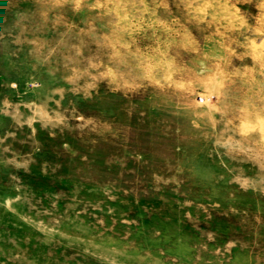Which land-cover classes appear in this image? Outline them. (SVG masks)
<instances>
[{
	"label": "rangeland",
	"instance_id": "1",
	"mask_svg": "<svg viewBox=\"0 0 264 264\" xmlns=\"http://www.w3.org/2000/svg\"><path fill=\"white\" fill-rule=\"evenodd\" d=\"M0 264H264V0H0Z\"/></svg>",
	"mask_w": 264,
	"mask_h": 264
}]
</instances>
